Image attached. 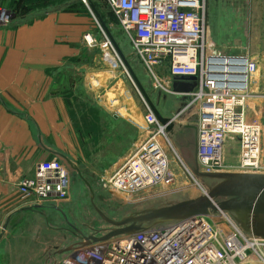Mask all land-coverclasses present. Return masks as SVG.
<instances>
[{
    "label": "built area",
    "instance_id": "1",
    "mask_svg": "<svg viewBox=\"0 0 264 264\" xmlns=\"http://www.w3.org/2000/svg\"><path fill=\"white\" fill-rule=\"evenodd\" d=\"M103 1L154 88L160 94H180L187 101L179 113L185 112L182 121L195 124L201 170L221 171L228 143L234 141L240 171L264 173V121L246 118L257 62L248 54H225L217 48L210 36L206 0ZM11 16L0 6V27L8 25ZM82 40L89 49L102 42V50L115 58L101 26L100 32H87ZM175 76H195L196 85L190 92L176 93L172 89ZM178 114L168 118L178 124ZM142 118L144 125L134 150L103 182L111 193L130 196L150 189L168 191L177 175L173 162L191 175L165 126L149 108ZM68 189L69 172L58 158L40 161L33 177L16 184L19 198L30 207L51 198L64 199ZM255 244L261 249L264 239L245 236L223 211L92 242L66 253L57 264H244Z\"/></svg>",
    "mask_w": 264,
    "mask_h": 264
},
{
    "label": "rangeland",
    "instance_id": "2",
    "mask_svg": "<svg viewBox=\"0 0 264 264\" xmlns=\"http://www.w3.org/2000/svg\"><path fill=\"white\" fill-rule=\"evenodd\" d=\"M28 1L31 0H0V5L8 9L11 14H15L29 10L33 3ZM79 1L90 15L93 32H100V25L89 7V2ZM100 1L93 5L145 90L151 99L156 101L159 90L154 88L152 80L138 63L132 46L121 30L116 17L105 3ZM206 18L210 36L217 48L225 54H248L256 60L258 69L250 79L246 118L264 121V0H206ZM101 43L99 42L96 48L89 50L85 46L87 50L83 54V60L91 68L86 74L83 73V76L75 75L74 81L68 82L63 87L73 120V128L79 136L74 161L71 165L67 163L68 194L64 199L51 198L40 206L30 207L32 213L11 224L8 237L0 242V264H57L66 254L60 250L75 246L82 241V236L94 233L90 227L100 228L107 223L100 213L110 218L119 214L121 207L131 202L194 186L200 193L206 190L173 140L172 144L176 152L190 170L191 175L179 163H171L177 175L175 183L168 188V191L150 189L125 196L120 193H111L103 187L104 180L120 164L108 165L104 162L110 159L114 149L119 148L121 141L118 139H128L131 149L127 156L134 150L135 143L139 140H137L138 131L133 140L131 126L112 122L107 111L118 113L119 109L124 108L120 114L132 120L139 129L144 125L142 116L148 108L117 53L112 49L111 55L115 58H111L108 51L102 50ZM109 59H112L111 64ZM160 95H164L165 98L163 99ZM160 95L157 106L165 116H176L187 103L180 94ZM177 121L182 126H195L193 121H182L179 118ZM104 123L109 130V135L116 136V140L105 144L102 136L101 155L97 156L94 148L98 145V140H92L93 153L91 154L89 153L91 151L89 137L93 138L98 133V125L103 127ZM196 131L195 127L197 150ZM237 155V143L229 142L225 152V167L217 172L254 173L240 171ZM196 163L197 171L203 172L197 159ZM224 212L228 215L226 211ZM255 238L264 239L263 237ZM258 247L260 248V245ZM248 254L249 259L258 261L257 264H264V247L249 251Z\"/></svg>",
    "mask_w": 264,
    "mask_h": 264
},
{
    "label": "crops",
    "instance_id": "3",
    "mask_svg": "<svg viewBox=\"0 0 264 264\" xmlns=\"http://www.w3.org/2000/svg\"><path fill=\"white\" fill-rule=\"evenodd\" d=\"M30 2L33 6L27 7L29 10L12 14L10 23L0 27V242L8 237L12 223L32 213L19 198L16 184L33 177L40 161L59 158L66 167L74 161L79 136L63 87L91 68L83 60L87 49L82 36L93 32V26L82 3ZM119 111H107L110 120L129 124L134 140L137 131L139 135L138 126L120 114L124 108ZM97 132L89 137V153H93L92 140H98L94 150L100 156L102 136L105 144L113 143L116 136L109 135L106 123L98 125ZM118 140L119 148L113 145L110 159L104 161L108 165L121 163L131 149L127 138Z\"/></svg>",
    "mask_w": 264,
    "mask_h": 264
},
{
    "label": "water",
    "instance_id": "4",
    "mask_svg": "<svg viewBox=\"0 0 264 264\" xmlns=\"http://www.w3.org/2000/svg\"><path fill=\"white\" fill-rule=\"evenodd\" d=\"M87 1L106 37L127 68L145 104L158 122L165 126L176 147L206 188V192L201 194L194 186L128 203L121 207L119 214L110 218L100 213L107 221L105 225L100 228L90 227L94 233L82 236L80 243L66 247L60 252L67 253L92 242L107 241L122 235L168 226L190 216L210 215L223 211L228 213L245 236L264 238V174L197 171L195 126H181L179 123L177 125L161 113L157 106L160 93L156 101L151 99L97 9L93 3ZM195 85V76H175L172 80V89L176 93L190 92ZM161 97L165 98L164 95ZM190 109L191 106L186 113ZM184 116L185 112L178 114L180 120ZM5 227L6 225L3 230Z\"/></svg>",
    "mask_w": 264,
    "mask_h": 264
},
{
    "label": "bare ground",
    "instance_id": "5",
    "mask_svg": "<svg viewBox=\"0 0 264 264\" xmlns=\"http://www.w3.org/2000/svg\"><path fill=\"white\" fill-rule=\"evenodd\" d=\"M239 172H240V171H239ZM205 192H206V190H204L201 194H204ZM258 245H259V244H255V245H254L255 248H254V246H253V248L255 249V251H256V249H259ZM250 263H252V264H257L258 261L251 260V259L248 258L244 264H250Z\"/></svg>",
    "mask_w": 264,
    "mask_h": 264
}]
</instances>
